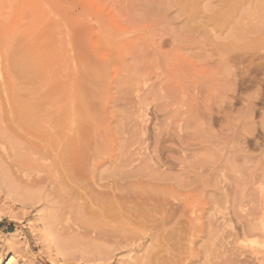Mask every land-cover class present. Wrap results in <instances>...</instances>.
Returning <instances> with one entry per match:
<instances>
[{
  "label": "rangeland",
  "instance_id": "obj_1",
  "mask_svg": "<svg viewBox=\"0 0 264 264\" xmlns=\"http://www.w3.org/2000/svg\"><path fill=\"white\" fill-rule=\"evenodd\" d=\"M4 3L41 80L13 74L5 46L0 264H143L155 239L106 240L85 211L127 183L163 193L165 263L264 264V0ZM64 108L69 134L45 118ZM75 131L82 157L62 163Z\"/></svg>",
  "mask_w": 264,
  "mask_h": 264
},
{
  "label": "bare ground",
  "instance_id": "obj_2",
  "mask_svg": "<svg viewBox=\"0 0 264 264\" xmlns=\"http://www.w3.org/2000/svg\"><path fill=\"white\" fill-rule=\"evenodd\" d=\"M4 1L5 0H0V58H3V51L5 49V46L8 45L11 47L13 45V49L11 50L12 52H10V54H12V55L9 54L11 56V58L9 56V59H10V65L12 68L10 67L9 70H11L13 72V74L15 72L16 75L24 76L25 78L27 77L28 79H36L37 83H39L38 80L40 81L41 79H37V76H38L37 60L38 59L36 58V56H37V54L39 56V53L36 50L37 48L32 44L34 46V47L33 46L32 47L34 49L36 48L35 52L32 49V51L34 53L32 52V54H31V53L27 52L24 54L21 52L23 43H20L21 39L20 40L17 39V36L19 37V35H20L19 33L17 34V31L19 32L20 28L17 29V31H14L17 34V36H15L14 39L15 40L17 39L19 42L15 41V40L12 41V38H13L12 35H14V34H12V35L7 34L6 35L4 32L3 11H4V5H6L5 3L7 2L6 1L4 3ZM11 42H12V45H9ZM20 44H21V47H20ZM26 44H27V40H26ZM7 49H8V47H7ZM38 51H40V48ZM6 52H7V50H6ZM41 52H42V49H41ZM39 59H44V58L42 57ZM9 74H10V76L13 75L12 73H9ZM46 77H47V75L45 76V78ZM12 78H14V77H12ZM3 80H4L3 70L0 69V93H3V86H4ZM58 82L61 84L60 80ZM62 85H63V83H62ZM16 86H17V83H16ZM57 86L59 87L61 85L57 84ZM63 87L58 89V90L62 91L61 89H64ZM67 88L69 89L68 86H67ZM58 90H56V91H58ZM64 92H65L66 96H67V94H69L68 91H67L68 93L66 91H64ZM64 92H62V93H64ZM59 93H60L61 97H62V95H64V94L61 95V92H59ZM64 96L62 98H64ZM27 99L31 100L29 98H27ZM38 101L39 100H37V102ZM24 102L21 103L20 100L19 101L17 99L14 100V104H13L14 105V108H13L14 115L19 117L23 114L24 115L29 114V113L31 114V112H33V110H35L39 106L35 101L29 102V103H26V101H24ZM39 102H41V101H39ZM55 102H57V100ZM58 103H62V102L59 101ZM55 105H57V104H55ZM64 105H66V104H64ZM70 105H71V103H70ZM49 108L50 107H48V109ZM72 109L74 110V108L71 107L70 110L73 111ZM48 112H50V110H48ZM52 112L53 111H51V113ZM43 113L45 114L44 111H43ZM68 113L69 112H67V109L64 108V109H60V110L54 112L53 115H50V114L47 115L46 114L48 117H45L44 115L43 116L45 118H48V123H50L52 126L55 125V127L58 128V130L65 132L66 129L68 130V128H70V129L72 128L69 125L71 121L69 120V114ZM30 114H29V116H36L37 115V113H35V115H32V114L30 115ZM73 115H74V112H70V116L73 117ZM76 115L79 117L78 114H76ZM82 116L83 115H81L80 117H82ZM82 118H84V117H82ZM5 120H6V117H5ZM25 120H27V119H25ZM32 124H34V123H31V125ZM74 125H75V123H74ZM14 127L16 128V126H14ZM18 129H19V127H18ZM70 129L67 132H73L74 131L73 129H75V128H72L73 131H71ZM55 130H57V129H55ZM54 132H56V131H54ZM65 133H63V134L65 135ZM74 133H75V135L71 138L68 137L69 135L67 137L65 136L66 138H68V139H66V141H64L65 140L64 136L59 135V137L61 139H62V137L64 139L63 140L64 142H61L63 144V148H64L63 149V157H62V159L59 158L61 161H63L62 163H64V161H67V159L71 156L72 157H74V156L82 157V153H81L82 146L80 144H78V142L82 140V136H84V134L86 132H84V131H77L76 132L75 131ZM42 134L43 133H41V135ZM66 134H69V133H66ZM85 136H87V133ZM59 149H60V147H59ZM97 154H95V155H97ZM87 159H89V158H87ZM64 168L66 169V167H64ZM62 171H64V170L62 169ZM77 180H80V179H77ZM69 185H71V183ZM130 185L131 184L127 183V185H125V186L122 185L123 188L122 187L120 188L121 185L117 184L115 187H112L114 189L109 188V189H111L109 192H106V190L104 192L103 191H94V192H91L88 194L89 200L86 204L85 211L89 215V217L92 218L90 220H93V222L91 224L92 230L95 233H97V235H102V237L106 238V240L107 239L108 240L119 239V238H123V239L127 238L128 240H132V239L143 240L145 237H148L150 240L155 239L158 243L159 250L157 249L158 251L156 253H153L150 258L146 259L147 263H146V261H144V262L142 261V263L143 264H167L163 261V258L161 257V255L165 252V247L167 245V244H165L166 243L165 241H166V224H168V223H166V219H165V209L166 208H165V199H164L163 193H159L157 190H155V192L151 191V190H145V189H140V190L135 189L134 190L131 187L132 185L131 186ZM62 186H64V185L62 184ZM68 188H66V190ZM153 189H154V187H153ZM86 221H87V219H86ZM87 222H89V221H87ZM167 248H168V246H167ZM149 253H151V252H149Z\"/></svg>",
  "mask_w": 264,
  "mask_h": 264
}]
</instances>
